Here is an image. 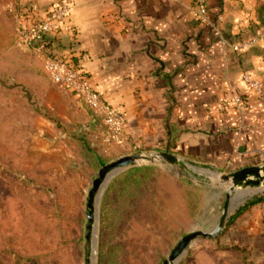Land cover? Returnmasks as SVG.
Returning a JSON list of instances; mask_svg holds the SVG:
<instances>
[{
    "label": "rangeland",
    "instance_id": "374dc122",
    "mask_svg": "<svg viewBox=\"0 0 264 264\" xmlns=\"http://www.w3.org/2000/svg\"><path fill=\"white\" fill-rule=\"evenodd\" d=\"M9 1L0 0V264H162L184 235L211 230L227 188L221 173L156 160L108 180L94 239L85 238L87 195L99 159L107 164L158 152L102 144L98 119L19 44ZM257 16L262 31L264 0ZM213 239H194L177 264H192L195 251L206 247L196 244Z\"/></svg>",
    "mask_w": 264,
    "mask_h": 264
},
{
    "label": "crops",
    "instance_id": "0c3cea01",
    "mask_svg": "<svg viewBox=\"0 0 264 264\" xmlns=\"http://www.w3.org/2000/svg\"><path fill=\"white\" fill-rule=\"evenodd\" d=\"M57 1L19 0L17 8L23 13L37 4L44 18ZM70 1L49 50L124 115L127 148L167 151L221 174L261 164L264 39L231 48L258 37L261 0H208L212 24L195 16L194 0ZM243 74L261 82L260 94L248 90ZM232 95L244 97V107H223ZM225 228L196 244L206 247L195 251L192 264H264V201Z\"/></svg>",
    "mask_w": 264,
    "mask_h": 264
},
{
    "label": "built area",
    "instance_id": "2783aa9c",
    "mask_svg": "<svg viewBox=\"0 0 264 264\" xmlns=\"http://www.w3.org/2000/svg\"><path fill=\"white\" fill-rule=\"evenodd\" d=\"M18 2L19 0H10L6 5L8 12L16 20L15 36L18 42L31 48L41 59L43 70L53 83L69 90L98 119L101 125L102 144L123 147L125 143L124 115L108 105L99 93L92 89L83 73L66 57L53 55L49 50L48 40L58 32L61 23L66 19L71 1L58 0L44 18L38 17L37 4H31L29 9L22 13L17 8ZM207 2L208 0H194V13L200 21L212 24L209 19ZM212 29L221 44L225 45L226 42L218 29L213 26ZM258 38L264 39V30L259 32L258 37L232 45L231 48L234 51L246 50ZM242 80L249 91L261 93V82L251 78L248 74H243ZM244 101V97L232 95L231 99L224 101L223 107H228L230 102H234L237 107H244ZM261 164H264V156Z\"/></svg>",
    "mask_w": 264,
    "mask_h": 264
},
{
    "label": "water",
    "instance_id": "95a60500",
    "mask_svg": "<svg viewBox=\"0 0 264 264\" xmlns=\"http://www.w3.org/2000/svg\"><path fill=\"white\" fill-rule=\"evenodd\" d=\"M156 160H163L169 164L179 166L180 168H189L187 162L181 157L164 151L155 155H125L103 165L99 169L98 176L93 180L92 187L87 195V222L85 225L87 230L85 238L87 240L93 241V235L96 231L98 221V201L102 189L110 179L109 175H115L118 171H121L127 167L135 166L139 162H154ZM219 180L222 184L226 185L227 188L225 190L223 207L216 225L209 231L197 230L184 235L171 250L170 255L162 262V264H177L186 252L190 243L197 237L210 239L216 238L219 234H221L225 225L227 224L228 218L230 216V209L233 207L239 192L254 190V192L248 196L250 198L257 192L264 190V164L247 166L228 174H220ZM247 198H245L239 204L243 205ZM87 261L90 262L88 259Z\"/></svg>",
    "mask_w": 264,
    "mask_h": 264
},
{
    "label": "trees",
    "instance_id": "16d2710c",
    "mask_svg": "<svg viewBox=\"0 0 264 264\" xmlns=\"http://www.w3.org/2000/svg\"><path fill=\"white\" fill-rule=\"evenodd\" d=\"M106 160L105 159H99V165L103 166L106 164ZM130 172L133 171V169H129ZM117 181H119V179L116 180V183L113 182L112 186H117ZM128 183V182H127ZM264 201V196H254L252 197L250 200H248L245 204H243L241 207H239L235 213L230 217V220L228 221L227 226H229L231 224V222L233 221V219H235V217L241 215L242 213H244L245 211H247L249 208H251L252 206H254L255 204H258L260 202ZM226 229V228H225Z\"/></svg>",
    "mask_w": 264,
    "mask_h": 264
},
{
    "label": "bare ground",
    "instance_id": "6f19581e",
    "mask_svg": "<svg viewBox=\"0 0 264 264\" xmlns=\"http://www.w3.org/2000/svg\"><path fill=\"white\" fill-rule=\"evenodd\" d=\"M112 176L113 175H109V178H111ZM253 192H254V190L240 191L238 196H237V199L235 200V203H234L233 207L237 206L239 203H241L245 199V197L249 196ZM95 232H94V235H95ZM94 235H93V239H94ZM94 245H92V251H93V246ZM92 257H93V253H92Z\"/></svg>",
    "mask_w": 264,
    "mask_h": 264
}]
</instances>
